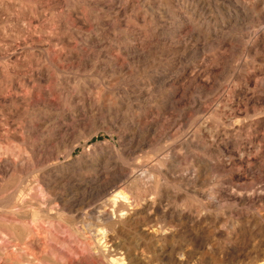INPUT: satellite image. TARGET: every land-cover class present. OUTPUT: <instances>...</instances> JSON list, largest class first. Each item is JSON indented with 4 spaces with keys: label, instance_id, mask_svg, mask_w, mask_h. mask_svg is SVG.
I'll return each instance as SVG.
<instances>
[{
    "label": "rangeland",
    "instance_id": "374dc122",
    "mask_svg": "<svg viewBox=\"0 0 264 264\" xmlns=\"http://www.w3.org/2000/svg\"><path fill=\"white\" fill-rule=\"evenodd\" d=\"M128 258L264 264V0H0V264Z\"/></svg>",
    "mask_w": 264,
    "mask_h": 264
},
{
    "label": "bare ground",
    "instance_id": "6f19581e",
    "mask_svg": "<svg viewBox=\"0 0 264 264\" xmlns=\"http://www.w3.org/2000/svg\"><path fill=\"white\" fill-rule=\"evenodd\" d=\"M174 23V22H173ZM187 37V36H186ZM135 136V135H134ZM136 146V145H135ZM107 163V161L105 162V164ZM104 164V165H105ZM89 167V166H88ZM66 169V168H65ZM63 171V170H62ZM75 171V170H74ZM61 172V171H60ZM118 174V173H117ZM116 175V174H115ZM120 176V175H119ZM138 176V175H137ZM58 178H57V183L58 184H60V185H62V186H68V187H70L72 190H73V192L74 191H76V190H79V189H83V190H88L89 188H88V186H87V184L88 183H85V181H80L79 180V178L78 179H76L75 177H73L71 174H64V175H60V176H57ZM109 180H111V178L109 179ZM112 180H113V178H112ZM114 180H115V178H114ZM50 182H51V180H50ZM107 182H109V181H107ZM113 182V181H112ZM111 181L109 182V183H112ZM52 185V184H51ZM99 185V184H98ZM111 185V184H110ZM58 186V185H57ZM56 186V187H57ZM91 186V185H90ZM94 187V186H93ZM98 186H96V188H97ZM104 187H105V184H104ZM117 187H119V186H117ZM116 187V188H117ZM55 188V187H54ZM107 188V187H106ZM105 188V189H106ZM70 189V190H71ZM99 189V188H98ZM127 189V188H126ZM66 190V189H65ZM92 190V189H91ZM97 190V189H96ZM107 190V189H106ZM106 190H103V191H106ZM114 190V189H113ZM120 190V189H119ZM101 191V190H100ZM79 192H81V190L79 191ZM93 192V191H92ZM96 192V191H95ZM102 192V191H101ZM114 192V191H113ZM88 193V192H87ZM98 193V192H97ZM116 193V192H115ZM128 193V192H127ZM75 194V193H74ZM96 194V193H95ZM68 195V194H67ZM110 195V194H109ZM71 196V195H70ZM117 197L118 198V196H120V198L121 197H123V199L125 200V199H131L129 196H125V194H124V192H122V191H119L118 193H116V194H114V195H112V197ZM117 198H115L116 200H113L114 202L115 201H117L116 203H115V205L117 206L119 203V199H117ZM66 199V198H65ZM59 200V199H58ZM86 200V199H85ZM65 201V200H64ZM79 201V200H78ZM113 201L111 202L112 204H114L113 203ZM81 202V201H80ZM110 203V202H109ZM118 203V204H117ZM131 203H133V202H131ZM137 203V202H136ZM103 205V204H102ZM106 205H109V204H106ZM111 205V204H110ZM109 205V206H110ZM87 206V205H86ZM65 207V206H64ZM119 207H121L122 209H121V211H123L124 212V215L126 216L125 218L127 219V218H129L128 216L130 215V211L129 210H125L126 208H124V206H123V204H121L120 203V205H119ZM133 207V206H132ZM109 208V207H108ZM113 209H114V207H112ZM116 208H118V207H116ZM131 209V208H130ZM132 210V209H131ZM134 210V209H133ZM110 211V210H109ZM120 211V210H119ZM122 212V213H123ZM105 214V213H104ZM144 214V213H143ZM123 215V214H122ZM96 217V216H95ZM98 217V216H97ZM109 217H111V216H103V220H107V219H109ZM132 217V216H131ZM101 218V217H100ZM99 218V219H100ZM123 218V217H122ZM96 219V218H95ZM98 219V218H97ZM124 219V218H123ZM94 220V219H93ZM171 220V219H170ZM85 221V220H84ZM96 221V220H95ZM111 221V220H110ZM83 222V221H82ZM94 222V221H93ZM97 222V221H96ZM99 222V221H98ZM108 222V221H107ZM87 223V222H86ZM111 223V222H110ZM82 224V223H81ZM25 225V224H24ZM76 225V224H75ZM92 226L94 225V224H91ZM156 226V225H155ZM98 227V226H97ZM101 228V227H100ZM95 230H96V228H94ZM99 229V228H98ZM92 230V229H91ZM102 230V229H101ZM104 230V229H103ZM90 232V231H89ZM93 233H94V231H93ZM98 233V232H97ZM93 235V234H92ZM106 235V234H105ZM104 234H102L101 235V238L102 239H104V242H105V244H108L109 242H110V238H107L106 236H105ZM91 236V235H90ZM91 238H92V236H91ZM105 240H107V241H105ZM115 242V241H114ZM98 243V242H97ZM104 244V245H105ZM111 245V244H110ZM201 245V244H200ZM34 247V246H33ZM36 249V248H35ZM130 252V251H129ZM131 253V252H130ZM173 253V252H172ZM139 254V253H138ZM161 255V254H160ZM173 255V254H172ZM175 257V256H174ZM173 257V258H174ZM25 259V258H24ZM111 260H112V258H111ZM117 260V259H116ZM116 260L114 261V263L116 262ZM122 260V259H121ZM128 260H129V262L131 263V264H138V262L135 260V258L133 259V258H128ZM109 261V260H108ZM111 262V261H110ZM117 262H118V260H117ZM128 262V263H129ZM140 262V261H139ZM184 262V261H183ZM119 264V263H118ZM120 264H121V262H120Z\"/></svg>",
    "mask_w": 264,
    "mask_h": 264
}]
</instances>
